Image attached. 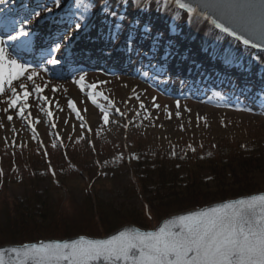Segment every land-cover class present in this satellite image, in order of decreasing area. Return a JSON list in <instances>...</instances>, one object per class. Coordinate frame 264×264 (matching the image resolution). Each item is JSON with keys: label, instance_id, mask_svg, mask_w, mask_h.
Returning a JSON list of instances; mask_svg holds the SVG:
<instances>
[{"label": "rangeland", "instance_id": "374dc122", "mask_svg": "<svg viewBox=\"0 0 264 264\" xmlns=\"http://www.w3.org/2000/svg\"><path fill=\"white\" fill-rule=\"evenodd\" d=\"M32 1L26 0L27 3ZM113 1L124 3L123 5L132 11L133 20L137 17L140 6L134 3V0H107V2ZM10 4H0V12L3 8H8ZM44 4L47 5L43 7ZM22 6L26 7L27 4L22 3ZM54 9L52 2L45 3L40 0L31 11V20L26 21L25 30L30 33L38 21L53 15ZM149 14L152 22L159 19L163 10L159 8L150 11ZM162 16L165 18L164 15ZM96 20L95 18L92 27L101 28L100 24L97 27L96 23L102 21ZM154 22L157 24V29L161 30L160 33L164 28L163 31L169 38L174 37L171 34L175 32L179 34L180 46L184 48L183 51H187L184 59L186 68L190 67L199 71L200 74L196 72L197 76L203 74L201 70L204 68L206 70L214 67L218 70L226 69V65L222 67V62L229 64L230 69L234 70L244 61V58L239 57L235 62H229L224 51L219 50V52L213 47L216 41L206 43L203 34H196L194 37L186 18L176 21L172 17L165 18V23L173 24L172 32L171 29L164 27L162 21ZM73 26L71 25L68 30L71 35L64 37L67 40L71 39L70 41L73 40L72 36L77 31V28ZM100 31L102 40L107 39L105 40L107 45L110 44L109 47L114 49V42L110 43V37L102 32V28ZM126 32H128L127 26H125L124 34H127ZM165 33L162 32L164 37ZM146 35L147 38H139L138 35L135 37L131 34L135 37L133 41L124 35L125 42L121 44V49L130 52V59H133L132 54L136 52V57L153 42L148 40L151 36ZM124 36L119 39L124 40ZM157 39L154 38L156 41ZM209 39L208 35L206 40ZM2 40L7 41V38ZM115 42L119 43L117 40ZM61 43L62 41L51 45L49 58L57 59V64L32 65L28 62L23 64L30 71L34 69L39 74L35 78V83L43 86V92L37 93L33 90L32 82L22 78L32 92L27 101L30 106L24 109L23 116L17 114L24 106L23 98L17 107L12 109L8 107V101L12 97L7 86V94L0 96V195H6L12 200H20L30 192H34L41 195V200L44 202H47L51 196L55 201L64 198L81 203L87 189L90 188L91 193L98 196L104 204L112 203L116 210L124 209L128 214H134L141 212L140 201L138 196L133 194L134 188L137 187L131 184L130 179L133 176L141 177L145 173V170L138 169L143 161L151 165L150 168L154 166L157 157L165 162V173L172 172L175 175L171 194L182 196L185 186L197 175L202 180L203 191L214 195L221 187L233 188L232 185L235 183L227 176L221 179L222 182H218V179L222 177L212 176L214 168L207 161L193 162V149L232 143L241 148L254 146L264 156V71L257 70L255 67L249 69L246 66L236 67L237 72H247L245 76L231 82L232 88L228 86L227 90L223 88V80L216 89L214 88L215 92L210 91L208 86L190 89L188 80H177L174 76L169 79L164 78V75L150 77L148 71L152 66V60L147 61L144 68L140 67V64L134 67L132 60H129L126 67L120 66L112 70L116 73H102V75L94 71L74 75L61 67V64L63 65ZM144 43L145 46H143ZM6 44L10 46L8 41ZM134 45L140 46L138 52L134 50ZM128 47L133 51H129ZM160 50L162 52V49ZM174 50L176 51V48ZM195 55L199 66L195 65ZM234 55L239 53L235 51ZM8 56L13 59L9 53ZM213 58L217 61L212 62ZM248 61L247 59L245 62L248 64ZM140 68L143 71H138ZM226 73L231 74L227 71ZM258 74V79L261 81L255 78ZM81 75L85 76L82 85L78 83ZM117 76L123 79H116ZM216 78L220 80L224 77L216 75ZM255 82L262 86L263 94L260 96L247 86V83ZM240 83L247 95L258 96L252 100L244 96L243 91L238 88ZM92 85L97 87L92 88ZM53 88L57 91L53 92ZM18 94L22 97V90L18 89ZM41 97H46L47 100ZM158 98H160L159 101ZM69 101L75 104L77 111L69 107ZM141 104L144 108L140 107ZM155 105L160 107L157 108ZM49 111L52 116L47 115ZM103 112L109 114L107 125L102 119ZM177 112L179 116L176 115ZM78 113L79 117H83L82 120L78 117ZM8 115L13 116L11 121L7 119ZM136 145H140L143 149L142 156ZM27 162L33 170L28 169ZM259 170L249 181L256 187L253 194L264 192V165ZM152 175L151 180L154 182L157 177L155 174ZM161 220L157 223L151 222L148 228L123 224L116 230L126 226L153 229ZM79 236L90 237L82 234ZM102 237L105 236L92 238Z\"/></svg>", "mask_w": 264, "mask_h": 264}, {"label": "snow or ice", "instance_id": "6c2138e0", "mask_svg": "<svg viewBox=\"0 0 264 264\" xmlns=\"http://www.w3.org/2000/svg\"><path fill=\"white\" fill-rule=\"evenodd\" d=\"M3 3L5 0H0V4ZM174 3L189 14L197 12V9H207L215 13L220 22L213 19L212 23L237 39L242 37L227 27L226 23L238 25L243 31L264 38V0H260L259 5L251 0L243 5L231 0H194V6L184 0H174ZM75 27L79 28L80 24L77 23ZM28 36L29 33L21 25L14 35H8L7 41H19ZM7 41L0 39V96L7 94V86L12 97L8 101V107L12 109L23 98L24 106L17 113L23 116L24 109L30 106L27 101L32 94L23 79L31 81L33 90L37 93L43 92V86L35 83L39 74L34 69L30 71L16 59L9 58L4 47ZM243 43L247 45L250 41L243 39ZM48 63L55 65L58 60L50 59ZM84 80L85 76L81 75L78 83L82 85ZM91 87L96 88L97 85ZM18 89L22 90V97L18 94ZM81 90L83 91V87ZM52 91L57 89L53 88ZM41 98L47 100L46 97ZM69 107L77 111L72 101H69ZM140 107L144 108V105L141 104ZM47 115L52 116L51 111ZM168 115L171 118V113ZM176 115L179 116V113ZM7 119L11 121L13 116L8 115ZM102 119L107 125L109 114L103 112ZM257 202L261 211L258 218L252 220L249 218V210L254 214ZM12 251L19 256L18 249ZM29 251L39 256V264H91L92 261L100 259L123 261L124 264H129L130 261L131 264H264V195L180 215L155 232H120L111 239H81L71 244H41L39 247L33 246ZM0 264H4L3 253H0ZM15 264H25V261L18 260Z\"/></svg>", "mask_w": 264, "mask_h": 264}, {"label": "trees", "instance_id": "16d2710c", "mask_svg": "<svg viewBox=\"0 0 264 264\" xmlns=\"http://www.w3.org/2000/svg\"><path fill=\"white\" fill-rule=\"evenodd\" d=\"M56 1L61 4L60 0ZM81 1L95 12L101 4V0ZM137 1L147 2L149 10L162 9L167 19L172 17L176 21L182 17L180 11L158 0ZM114 6L105 8L113 9ZM189 27L194 36L203 34L206 43L216 41L213 47L218 51H224L229 62H235L239 57L249 60L254 55L258 62L264 64V53L242 48L238 42L217 32L199 18L190 19ZM208 35L210 39L206 40ZM235 51L239 55H234ZM136 147L140 149V156H142L143 149L140 145ZM263 157L260 150L251 145L241 148L236 144L224 143L215 145V147L211 145L206 148H195L192 156L193 162L207 161L214 168L212 176L222 177L218 179V182H222L227 176L235 183L232 185L233 188L221 187L214 195L203 191L202 180L197 175L191 183L185 186L182 196L171 194L175 175L172 172L165 173V162L157 157L154 166L150 168L151 165L143 161L138 169L145 170V173L141 177L133 176L130 179L131 184L137 187L134 188L133 194L137 195L140 201L141 212L134 214H128L124 209L116 210L112 203L104 204L98 196L91 193L90 188L87 189L86 196L81 203L64 198L55 201L51 196L47 202H44L41 200V195L34 192H30L20 200H12L6 195H0V247L52 239L61 240L81 234L90 237L106 236L123 224L148 228L151 222L157 223L160 219L175 213L253 194L256 187L249 181L264 165ZM26 165L28 169H32L29 167V162ZM152 174L157 177L154 182L151 180Z\"/></svg>", "mask_w": 264, "mask_h": 264}, {"label": "water", "instance_id": "95a60500", "mask_svg": "<svg viewBox=\"0 0 264 264\" xmlns=\"http://www.w3.org/2000/svg\"><path fill=\"white\" fill-rule=\"evenodd\" d=\"M160 1L180 11L183 14V17L186 19L199 18L203 20L207 25L215 29L217 32L221 33L227 38H230L238 42L242 46V48L252 49L253 51L264 53V38H261L260 36L255 35V34H249L247 31H243L238 25H235V24L226 23V26L232 29L233 31H235L237 35L242 37V39H237L236 36L223 32L221 29L217 28L215 24L212 23L213 19H216L218 22H220V18L215 13L210 12L207 9H197V12L189 14L185 9H180L178 6H176L174 3V0H160ZM184 2L192 4L194 6V0H184ZM231 2L243 5V4L250 2V0H231ZM251 2H254L257 5H259L260 0H251ZM243 39H248L250 43L245 45L243 43ZM261 195H264V192L241 196V197H237L234 199H229V200H225L222 202L213 203V204L207 205L202 208L179 212V213L173 214L171 216H168L162 219L157 224V226H155L153 229H141L135 226H126L118 230H115L114 232L102 238L76 236L73 238H67V239H62V240H44V241H39V242L26 243L23 245H18V244L17 245H5V246L0 247V253H3L4 264H15V262H17L18 260L25 261V264H39V259H40L39 256L36 255L34 252L29 251L33 246L39 247L41 244L47 245V244H57V243L71 244L81 239L83 240H106V239H111L112 236L118 235L120 232H132V231H139V232L153 231L155 232V231H158L160 227H163L168 221L175 220L180 215H189L190 213L194 211L199 212L203 210H208L210 208H217L221 206L222 204H226V203H235L236 201H240V200H250L254 196H261ZM260 211H261V207L259 205V202H257V205L255 207V213L252 214L251 210H249V218L252 220H255L256 218H258ZM12 249H18L20 253L19 256L17 255L16 252L12 251ZM61 264H65V262H61ZM91 264H124V262L123 261H108V260L100 259L97 261H92ZM129 264H131V261L129 262Z\"/></svg>", "mask_w": 264, "mask_h": 264}, {"label": "bare ground", "instance_id": "6f19581e", "mask_svg": "<svg viewBox=\"0 0 264 264\" xmlns=\"http://www.w3.org/2000/svg\"><path fill=\"white\" fill-rule=\"evenodd\" d=\"M1 18H3L2 16H0ZM42 36V35H41ZM89 41H91L92 39H94L95 41H91V48H94L96 45H100V43L98 42V39L97 38H95L94 36H89ZM53 40H55V39H53ZM117 40V42H119V46H121V44L122 43H124L123 41H125V40H123V39H116ZM123 40V41H122ZM142 45V44H141ZM10 46H12V48H13V45H10ZM63 46V45H62ZM101 46V45H100ZM143 46H145V43L143 44ZM83 47V48H82ZM81 48L83 49V51H86V50H88L87 48H90V46H89V44L86 42V44L83 46V45H81ZM14 51H13V53L16 51L15 49H13ZM147 50V49H146ZM8 52V51H7ZM9 53V52H8ZM145 53H146V56H147V53H148V50L147 51H145ZM11 54V53H10ZM78 55H79V52L77 53ZM14 55L15 56H13L12 58L13 59H16L20 64H21V60L19 59L20 57H27L28 55H26V56H21L19 53H14ZM93 56H95V57H97V56H99L98 55V53H95V54H93ZM29 57V56H28ZM94 59L95 58H93L92 57V60H88L87 59V62L88 63H91L92 61H94ZM113 59H115L116 61H119V59L116 57V56H114V58ZM96 60V59H95ZM178 62V61H177ZM116 67H120V66H123L124 67V64H121V63H119V62H117V64L115 65ZM229 68L231 67V66H228ZM229 68H227V70H229ZM168 69V68H167ZM220 73H223V71H221ZM174 77H177V73H174ZM216 75H218V73H215L214 74V76H216ZM116 79H123L121 76H117V78ZM177 80H179V78H176ZM160 100V98H158V101Z\"/></svg>", "mask_w": 264, "mask_h": 264}]
</instances>
